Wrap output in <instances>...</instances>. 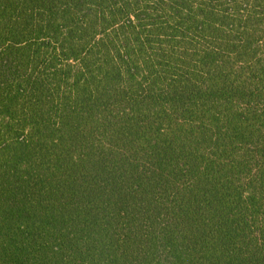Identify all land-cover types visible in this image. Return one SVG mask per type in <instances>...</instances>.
Instances as JSON below:
<instances>
[{
	"label": "trees",
	"instance_id": "obj_1",
	"mask_svg": "<svg viewBox=\"0 0 264 264\" xmlns=\"http://www.w3.org/2000/svg\"><path fill=\"white\" fill-rule=\"evenodd\" d=\"M0 264H264V0H0Z\"/></svg>",
	"mask_w": 264,
	"mask_h": 264
}]
</instances>
